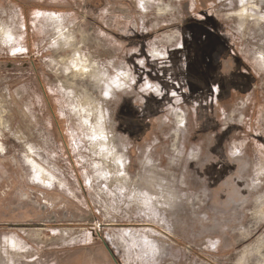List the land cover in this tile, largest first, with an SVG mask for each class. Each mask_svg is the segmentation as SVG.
Returning <instances> with one entry per match:
<instances>
[{
    "label": "rangeland",
    "instance_id": "1",
    "mask_svg": "<svg viewBox=\"0 0 264 264\" xmlns=\"http://www.w3.org/2000/svg\"><path fill=\"white\" fill-rule=\"evenodd\" d=\"M193 16L241 63L220 107ZM92 228L125 264H264V0H0V264H75Z\"/></svg>",
    "mask_w": 264,
    "mask_h": 264
},
{
    "label": "flooded vegetation",
    "instance_id": "2",
    "mask_svg": "<svg viewBox=\"0 0 264 264\" xmlns=\"http://www.w3.org/2000/svg\"><path fill=\"white\" fill-rule=\"evenodd\" d=\"M208 16V15H207ZM207 16H203L202 19H198V16H193L188 22L183 24L182 27H187V33L185 39L183 37L182 43H185L187 46V50L192 49V55L190 56L192 63H194L197 67H204L202 71L203 75H207L208 78L214 80V86L218 88L219 92L222 94V73L228 69V74H233L236 72V68L238 69L240 61L235 55V53L230 49L227 44L224 46L229 50H231V55L229 58V62L222 66V53L225 51V47H222V34L217 32L214 25L207 20ZM212 46V48L208 49V47ZM200 62L202 64H200ZM211 66L214 68L213 72L211 71ZM194 71V67L190 65L189 72L190 74ZM225 75V74H223ZM44 96H47L44 94ZM55 119H57L55 115ZM136 139V136H133ZM131 140V139H130ZM53 226H60L55 225ZM110 226H120L117 224L108 225ZM130 227L131 224L121 225ZM137 227V226H133ZM97 230L91 229V238L95 239V241L102 240V245L98 246L95 243H84L79 246V250L72 252L69 256L75 264H125L120 258V251H117L109 240L107 239H99L100 235H97ZM94 235V236H93ZM125 261V260H124Z\"/></svg>",
    "mask_w": 264,
    "mask_h": 264
},
{
    "label": "crops",
    "instance_id": "3",
    "mask_svg": "<svg viewBox=\"0 0 264 264\" xmlns=\"http://www.w3.org/2000/svg\"><path fill=\"white\" fill-rule=\"evenodd\" d=\"M152 66L153 65H151V67ZM153 70H154V72L157 71V73L160 72L159 70H156L155 68H153ZM146 71H147V69H146ZM142 72L145 73L144 71H141L139 79L136 80V86L142 85V83L145 81V79H148V77H150V76H148L149 74L147 72L144 74V77H143ZM209 95H210V97H209L210 98V101H209L210 107L222 106V94L219 92L218 88H217L216 92L210 93ZM184 96L187 98H189V96H190L191 99L194 98L193 92H190V90L188 91V95L185 94ZM161 99L162 98H160L158 100H161ZM158 100L156 98V100L154 102H157ZM118 104H119V106H122V108H123L122 112H123L124 116L127 117V120H128L125 122V123H127L126 127H124V126L123 127L126 128L128 131L138 129L139 132L141 133V135L138 136L137 138H139L140 141L144 140L145 143L151 144L150 141L152 139V135L154 134L153 130L151 128L152 122L151 121L149 122V119H147L146 116L139 114V112L136 110L135 106L132 105L131 102H129L128 100L124 99V97L122 98V101L118 102ZM209 119L211 120L212 118L209 116ZM204 125L206 128L211 127V126H208L207 122ZM135 144H138V143L135 142ZM132 147L133 146L131 145L130 148H132ZM244 258H246V256ZM243 259L241 262H243L244 264H248L247 260L245 259V262H244Z\"/></svg>",
    "mask_w": 264,
    "mask_h": 264
},
{
    "label": "bare ground",
    "instance_id": "4",
    "mask_svg": "<svg viewBox=\"0 0 264 264\" xmlns=\"http://www.w3.org/2000/svg\"><path fill=\"white\" fill-rule=\"evenodd\" d=\"M54 17H57L55 14H53V18ZM59 20V19H58ZM58 23H59V21H57ZM68 36H64L63 35V39H65L66 40V42H67V40H68ZM71 38V37H70ZM70 42V41H69ZM74 61H76V63H74V69L75 70H82V71H84V69H82V67H81V65H83L84 63L82 62L81 63V61H80V59L79 58H77L76 60H74ZM81 64V65H80ZM81 67V68H80ZM93 69V68H92ZM88 70V69H87ZM73 72V71H72ZM91 73V72H90ZM77 74V73H76ZM79 74H81V73H79ZM125 80L127 81V80H129L128 79V76H126L125 77ZM178 126H180V127H183V125H184V122H185V120L182 118V117H179L178 118ZM102 148H104L105 150L108 148V145L107 144H105V142L102 144ZM115 148V147H114ZM116 150V149H115ZM114 150V151H115ZM118 152V151H117ZM119 155V154H118ZM118 155H116V156H118ZM108 158V157H107ZM122 159H123V156H122ZM122 159H121V157L118 159V160H116V161H119L120 163H122V167L123 166H125V164H124V162L122 161ZM34 162H36V161H34ZM106 162V161H105ZM150 162V161H149ZM31 163V162H30ZM117 163V162H116ZM110 164V163H109ZM35 166V165H34ZM33 166V167H34ZM39 166V165H38ZM38 166H35L36 168H35V170H36V172H35V174H36V178H38L39 179V181L40 182H42V183H44L45 185L46 184H48V185H51V183L53 182V177H50V176H47L46 174H45V171L41 168V167H38ZM100 167V166H99ZM100 169H102V171H103V168L101 167ZM100 169H99V171H100ZM117 169V168H116ZM119 169V168H118ZM98 171V172H99ZM109 171V170H108ZM111 171V170H110ZM123 171V170H122ZM118 172V171H117ZM106 173V172H105ZM113 173V172H112ZM115 174V173H114ZM124 179V178H123ZM128 179V178H127ZM132 180V179H131ZM122 182V181H121ZM132 183V182H131ZM131 183H129V184H131ZM132 233V232H131ZM133 235V234H132ZM128 237H130V236H128ZM153 255V254H152ZM156 255V253H154V256ZM152 257V256H151ZM154 258V257H153ZM157 260V259H156Z\"/></svg>",
    "mask_w": 264,
    "mask_h": 264
},
{
    "label": "trees",
    "instance_id": "5",
    "mask_svg": "<svg viewBox=\"0 0 264 264\" xmlns=\"http://www.w3.org/2000/svg\"><path fill=\"white\" fill-rule=\"evenodd\" d=\"M121 115H122V119H123V117L125 118L126 116H124V114H123V112L121 111ZM127 118V117H126Z\"/></svg>",
    "mask_w": 264,
    "mask_h": 264
}]
</instances>
